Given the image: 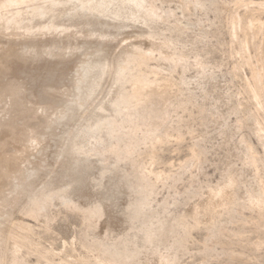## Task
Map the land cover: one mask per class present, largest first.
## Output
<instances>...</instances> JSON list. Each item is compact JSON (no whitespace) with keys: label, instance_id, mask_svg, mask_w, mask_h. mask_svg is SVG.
<instances>
[{"label":"rangeland","instance_id":"rangeland-1","mask_svg":"<svg viewBox=\"0 0 264 264\" xmlns=\"http://www.w3.org/2000/svg\"><path fill=\"white\" fill-rule=\"evenodd\" d=\"M91 3L103 5L95 22L76 24L72 34L78 31V36L61 37L54 43L55 53L66 48V43L74 45L70 55L22 61L16 57L23 52L22 41L0 42V91L13 80L23 86L20 105L0 98V161L21 149L19 142L24 140L25 130L34 129L40 139L35 150L18 156L23 159L16 166H0V194L11 188V177L34 174L31 184L10 195L17 198L15 202L0 207L3 227L10 226L8 214L28 227L23 234L29 244L16 253L17 264L98 261L106 257L110 245L88 250L84 242L94 235L103 236L106 230L109 242L116 239L113 245L117 250L139 246L141 264H264V217L246 203L248 193L264 189V152L249 119L255 107L247 104L245 92L251 71L264 64V28L259 33L244 31L242 25L232 30L230 25L236 13L242 21L264 25V0H156V15L122 0ZM24 5L8 8L5 18L22 11L18 19L26 20L31 10ZM123 22L128 26L116 27ZM89 31L95 35L102 32L105 37H87ZM126 39L138 41L144 48L141 52L153 51L144 64L130 61L123 76L127 90L131 89L129 80L143 76L149 81L172 83L168 119L156 132L160 140L152 144L150 137L146 138L147 122L141 113H136L132 123L116 113L113 137L104 125L99 139L104 146L119 148L118 158L94 140L88 144L81 138L76 143L82 141L91 148L89 156H76L77 149L72 146L65 152L69 136L86 124L94 106L101 101L107 105L116 88L107 75L114 76V71L106 67L101 73L88 65L101 60L114 64ZM243 40L248 50H241ZM40 41L46 42L37 39L33 44L39 51L52 46L48 39L44 46ZM158 51L173 54L175 61L176 56H182L186 64L163 62ZM82 61L83 71L76 76V66ZM98 74L104 77L97 89L93 77ZM122 107L124 112L132 109V105ZM39 108L46 112L35 113ZM62 110L61 118L53 121L54 114ZM262 119L259 127L264 134ZM4 121L8 124L2 127ZM14 127L18 143L7 141ZM134 129L138 144L127 153L128 134ZM249 146L256 158L254 165L246 160ZM137 163L145 174L140 185L132 175ZM115 165L118 175L112 169L100 178L102 167ZM120 175L127 177L129 188L120 182ZM230 177L238 187L232 208L208 216L200 213L194 220L191 210L207 199L209 189ZM44 183L65 188L70 200L83 207L100 203L101 216L89 220L73 208L71 201L63 203L60 197L38 219L18 213L27 192ZM132 195L138 201L134 202ZM134 212L136 217L130 218ZM145 234L151 239L144 241Z\"/></svg>","mask_w":264,"mask_h":264},{"label":"bare ground","instance_id":"bare-ground-1","mask_svg":"<svg viewBox=\"0 0 264 264\" xmlns=\"http://www.w3.org/2000/svg\"><path fill=\"white\" fill-rule=\"evenodd\" d=\"M92 1L93 0H0V42L12 43L16 41H22V43L24 44L23 52L17 54L16 56L18 60L22 61L31 60L32 62H34L37 61L38 58L43 56L63 57L66 55H70L76 49L74 45L72 46V44L66 43V48H63L61 51L55 53V49L57 48L54 46V43L56 41H60L61 37L67 38L69 36H78L80 33H78V31H73L74 33L72 34V28H77L76 24H85L89 26L93 22H95V19L99 17L98 13L100 12V8H102L103 5H92ZM122 1L127 2L126 4L130 3L138 9H147V12L150 15H156V8L155 5H153V2H155L156 0ZM23 4H26L24 6L31 10V14L26 20L22 18L18 19V17L21 16L22 11L16 13L15 17L13 18H5V11L8 8L12 6H23ZM261 6L263 8L264 3L261 4ZM220 8L222 10L224 9L222 6ZM119 24L120 25L117 24L118 26H116L115 24L113 25L118 28H124L128 26L127 22ZM253 24L249 20L242 21V19L237 15V13L232 17L230 23L232 30H234L236 26L240 27V25H242L240 28L242 29L243 27L244 31L260 33L262 28H264V25L259 24V22L257 23L258 25L254 26ZM75 28H73V30H75ZM235 34L236 32L234 33V35ZM86 36L90 38L93 36L100 38L105 37L104 33L102 32L98 33V35H95L91 31H89ZM37 39H45L46 42L48 39L50 40L48 41V44L52 42V46L44 47L43 50L39 51L37 47H35V45L33 46L34 41ZM72 39L73 38H71V40ZM97 40L99 39L97 38ZM126 40L123 41L125 42V45L122 46L119 49V52L116 54L114 64L110 63L108 60H101L97 64L88 65L89 69L96 68L97 71L100 70L101 73L105 71L106 67L111 71H114L115 77L112 75V73H108L107 75L111 77V85L116 86V88L114 92L112 91L113 94L109 95V97H111L110 100L107 102V105H104L105 102L102 104V101L99 104L96 103L97 105L94 106L95 108H93V112L92 110H90V119H87L86 124H82L77 134H74L71 137L69 136L70 142L68 143V146L64 149L65 152H67L69 147L72 146L73 148L76 147L77 149L76 156H89L91 148L84 146L82 144V141L76 143V139L81 138L86 139V142L88 144L90 143V140H94L96 145H102V149L105 152H108L107 149H109V152H112L115 157L118 158L121 154L119 148L112 146H104L99 139V133L104 127V125L108 126L109 137H113V134L116 132L114 130L116 121L113 115L116 113L122 114L123 119L125 120V122L128 123H132L135 121L136 113H141L143 119L147 122L145 129L146 138L150 137L152 144L160 140V136H158L156 132L158 130V127L164 126L168 119L172 103L171 97L169 95V90L172 86V83L171 81H164L162 83H158L156 81H149L143 76L129 80V82L131 83V89L127 90L124 87L123 76L128 68V64L131 60L138 61L140 65L146 63V60L152 55L153 51L151 49H145V51L141 52L140 49L144 48H142L141 44L138 43V41L128 40L129 42H126ZM40 42L43 46L46 45L45 41ZM240 48L242 51H245L247 49L246 40H243L240 43ZM257 51H259L258 47ZM248 52L249 51H247L246 53ZM158 54L159 58L163 62H170L174 64L177 61L178 64H186V60L182 56H176L177 58L175 61L174 56L171 53L168 54L158 51ZM84 63L85 62L82 61L76 66V76H78V74L83 71L80 66H82ZM251 72V82L246 83L245 92L247 93V104L254 106L255 112L249 114V119L254 122V129L256 132L255 134L264 152V134L262 133L263 130L262 128L260 129L261 126L259 125L261 123L259 121V118L264 117V64H261L258 69H255ZM103 77L104 75L100 74L93 77V82L96 81L95 84L97 89L101 85L100 82L102 81ZM22 91L23 86L21 85V83L13 80L12 82L6 84V87L0 91V98H5L10 101L13 106H17L20 105L19 96L22 94ZM95 92L97 91L90 93V97ZM131 105L132 109L128 108V110L124 112L122 106ZM31 111L32 114H35L38 111L40 112V114H43L46 112V109L39 108L35 110V113L34 110ZM63 111L64 110L57 112V114H54L55 119H53V121L59 120V118H61V115L63 114ZM7 124L8 121H4L1 123L2 127L7 126ZM11 130H14V132H11L7 141H13L14 143H18L20 141V138L17 136L15 127L11 128ZM135 130L136 129H134L133 132H130L128 134L129 143L125 146L127 153H129L138 144V140L135 135ZM22 136H24V140L19 142L22 145L21 149L14 151V155L12 156H5L0 161L1 167L3 163L16 166L18 160L23 159L22 157L19 158L18 156H21L27 151L30 152L35 150L39 145L38 141L40 139H38V137L36 136L34 129L31 130L30 128L27 131L25 130ZM117 139L119 140L118 136ZM251 150L252 149L249 146L246 160L248 164L254 165L256 162V158L252 153L253 150ZM150 151L151 149H147V152ZM76 156H74L73 161L76 160ZM76 165L77 163H74V166ZM115 167L117 166L115 165L114 168L105 166L102 167L100 178L104 177L107 173H110L112 169L116 170V174L118 175V170ZM132 175L138 180L139 185L141 181L145 180L143 167L139 163L135 164L132 168ZM118 177L120 182L127 188H129L127 177L124 175H120ZM33 178L34 174L22 177H11V188H9L6 192L0 194V207H7V205H11L16 197L10 195L17 189L22 188L27 184H31ZM237 189L238 187L236 182L230 177L225 183L219 184L214 188L209 189L210 191L208 192L207 199L199 203L194 209H192L190 215L193 217L194 220L197 221L198 215L200 213H203L204 215L208 216L213 212H221L223 210L231 209L232 206L237 202ZM57 197H60L61 200L64 201L63 203H69L71 201L65 191V188L52 187L44 183L39 189L30 190L27 192L26 200L19 207L18 213H20L21 215L28 216L32 219H38L40 213L46 212L51 203ZM131 198L134 202L138 201V198L135 195H132ZM246 203L250 208H255L264 217V189L260 190L258 193H248ZM71 205L74 209L80 211L82 214H85L89 220L93 216L99 218L102 214V206L98 202L83 207L71 201ZM262 216L261 218H263ZM129 217L135 218L136 212L130 214ZM258 217L260 218V216ZM6 219V221L10 224L9 227L4 226V228L0 224V251H6V253L0 254V264H17L16 253L21 248H26L29 244L27 237L23 234L25 231L28 230V227L26 225H23L21 221L15 222L14 220H12L10 214L7 215ZM108 232L109 231L106 230V233L103 236L94 235L91 239L84 242V246L88 248V250H94L103 246L110 245L108 248H106V257L103 259H99L95 262L82 260L79 264H141L139 262V256L141 255L140 251L138 250L139 246H137L136 248L132 247L130 249L123 248L121 250H117L113 245L116 242V239L109 242ZM144 237V241H148L151 239L150 234H145ZM32 252L39 254L36 250H32ZM112 257L116 258V260L112 261ZM48 264L53 263L48 262ZM58 264L71 263L60 262Z\"/></svg>","mask_w":264,"mask_h":264}]
</instances>
